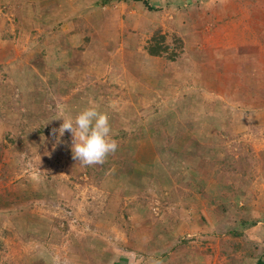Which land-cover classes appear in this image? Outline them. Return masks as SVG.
Returning a JSON list of instances; mask_svg holds the SVG:
<instances>
[{"label": "rangeland", "instance_id": "1", "mask_svg": "<svg viewBox=\"0 0 264 264\" xmlns=\"http://www.w3.org/2000/svg\"><path fill=\"white\" fill-rule=\"evenodd\" d=\"M205 1L0 0V264H264V93L240 89L263 52L205 56L204 89L174 91L155 81L171 62L146 51L157 31L200 42ZM90 103L118 148L83 166L53 130Z\"/></svg>", "mask_w": 264, "mask_h": 264}, {"label": "crops", "instance_id": "2", "mask_svg": "<svg viewBox=\"0 0 264 264\" xmlns=\"http://www.w3.org/2000/svg\"><path fill=\"white\" fill-rule=\"evenodd\" d=\"M18 1L21 2V0ZM204 8V13L207 15V22L211 25L209 26V29L207 28V33L205 31H199L201 36L200 42L194 44L190 40H182L180 38L181 36L176 34V30L171 31V34H174L175 36L172 35L168 38H180L185 45L184 53L178 60L182 61V63L186 65V68H178L175 62H171L170 66L155 78V81L159 83L160 87L174 90L179 86L181 88L186 87L193 90L195 87L201 85V90L204 89V86H202V83L204 82H202L200 78L201 75H199L204 72V68L201 71V68H194L193 65L195 64L194 61L201 60L202 58L205 59V56L207 57V60H205L210 63L209 61H214V59L222 56L225 60H228V58L232 59V61H236L240 58L243 59L246 51H254L255 53L263 52L264 54V0H206ZM172 42H174V40H172ZM152 58H155L156 60L160 59L156 57ZM207 62H205V65ZM262 62H264V59ZM146 70L147 73H145V75L150 74L149 69ZM217 71H220L218 72L220 76L225 74H223L224 70H221V67H217L216 70L211 71V75L216 76L215 72ZM228 72L230 73L227 74L236 76L237 70L231 68ZM242 72L243 75L249 76V73H247L248 71ZM203 76L204 75L202 74V77ZM250 76L254 77L252 83L258 82L261 78L264 81V63H257L255 69L250 70ZM252 83H243V87L240 89L248 92L264 93V87L261 90L256 89ZM182 97L185 99L189 96L186 94V97ZM195 99L196 98L192 97L183 100V105L185 106L184 110H189L187 114H189L194 103H199V101ZM203 106L205 105L203 104ZM217 125H219L218 122ZM216 133L217 134L213 137L214 139H212L215 144H208L205 141L207 143L205 145L207 147L211 146V148L207 149L214 148L215 152H219V140L221 139V136L225 135L223 122L218 126V131ZM204 139L205 138H202V140ZM215 139H218V142ZM255 158H257L260 166L264 167V156H260V158L255 156ZM255 158L254 161L256 162ZM218 160V153L212 154V162L215 163ZM263 176L264 173L260 174L259 177H256L258 183H260ZM262 186L264 187V182ZM261 195L263 196V193H261ZM230 241L233 240L231 239ZM244 241L246 242V240ZM227 242L228 241H223V245L227 246ZM245 246L246 245L244 244V247ZM242 247L243 245L239 246V250H241ZM225 257H231L230 264H241V262L235 259L232 254H225ZM172 259L174 262L177 261V264L180 263L177 259H174V257H172ZM225 262L228 261L223 259L221 263ZM204 264H210L209 258L205 260Z\"/></svg>", "mask_w": 264, "mask_h": 264}, {"label": "clouds", "instance_id": "3", "mask_svg": "<svg viewBox=\"0 0 264 264\" xmlns=\"http://www.w3.org/2000/svg\"><path fill=\"white\" fill-rule=\"evenodd\" d=\"M62 121L61 126L53 130L57 143L66 131L70 132L73 158L81 165L103 164L107 156L117 150L118 143L113 139L109 116L97 105L90 103L75 116L67 115ZM154 264H159V261Z\"/></svg>", "mask_w": 264, "mask_h": 264}, {"label": "trees", "instance_id": "4", "mask_svg": "<svg viewBox=\"0 0 264 264\" xmlns=\"http://www.w3.org/2000/svg\"><path fill=\"white\" fill-rule=\"evenodd\" d=\"M111 0H100V3L102 5L108 4ZM145 2V1H144ZM146 6L148 5L147 2H145ZM150 10H153L151 7H148ZM84 19L81 17H78L74 19V24L76 25V30H81V24L83 23ZM174 42H172V45L166 43V37L162 35L161 31H157L150 42L148 43L146 47V51L149 56L156 57V58H166L170 62H176L180 56L184 53L185 45L183 41L180 38L174 37ZM193 160L197 161V165H202L201 163H204V159L199 158V156L192 155ZM199 161V162H198ZM196 168H202V167H196ZM251 223L250 221H245V227H249ZM233 236L235 237H243V235L239 232H233ZM259 264H262L260 262Z\"/></svg>", "mask_w": 264, "mask_h": 264}]
</instances>
